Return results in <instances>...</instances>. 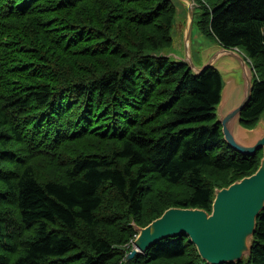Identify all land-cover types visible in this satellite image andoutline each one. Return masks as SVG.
<instances>
[{
  "label": "trees",
  "instance_id": "16d2710c",
  "mask_svg": "<svg viewBox=\"0 0 264 264\" xmlns=\"http://www.w3.org/2000/svg\"><path fill=\"white\" fill-rule=\"evenodd\" d=\"M194 2L192 49L208 47L193 45L199 33L252 67L241 112L252 128L264 112V0ZM175 12L173 0H0V264H148L188 252L189 264H208L187 235L128 261L119 248L136 235L123 215L145 226L168 206L144 213L152 179L186 181L190 195L173 206L210 210L204 170L249 175L262 156L235 152L214 123L220 73L195 75L165 54ZM237 264H264V210Z\"/></svg>",
  "mask_w": 264,
  "mask_h": 264
},
{
  "label": "water",
  "instance_id": "95a60500",
  "mask_svg": "<svg viewBox=\"0 0 264 264\" xmlns=\"http://www.w3.org/2000/svg\"><path fill=\"white\" fill-rule=\"evenodd\" d=\"M173 1L176 4L175 26L179 3ZM179 1L182 3L180 26L183 54L172 49L165 54H180L195 75H200L207 68H214L220 73L222 88L215 106L214 123L220 125L225 143L235 152L253 156L261 150L262 156L251 174L237 178L226 186L213 187L210 210L194 206H170L145 226L137 225L131 218L130 224L136 234L133 239L135 248L126 259L130 260L137 252L146 251L160 240L187 235L199 256L208 264H237L248 260L251 255L257 218L264 210V123L260 117L252 128L241 124V112L251 99L254 72L237 49L214 44L212 49L207 50L211 45L193 50L191 34L195 2ZM172 33L173 28V40ZM226 60L235 62L229 72L220 68L225 66ZM235 69H238L237 73Z\"/></svg>",
  "mask_w": 264,
  "mask_h": 264
},
{
  "label": "rangeland",
  "instance_id": "374dc122",
  "mask_svg": "<svg viewBox=\"0 0 264 264\" xmlns=\"http://www.w3.org/2000/svg\"><path fill=\"white\" fill-rule=\"evenodd\" d=\"M178 5V11H177V17H176V25H173V42L172 45L168 48H165V52H168L172 49V51H176L178 53L183 54V46H182V37H181V26L182 25V12L180 10L181 8V3ZM176 5V4H175ZM184 11V9H182ZM193 45L197 47H204L206 45L211 46L208 49H212L215 46L211 44V42L207 39H205L203 36H201L199 33H196L195 37L193 38ZM216 45V44H215ZM228 58V57H226ZM227 64V65H226ZM225 66H221L220 68L222 71L229 72L230 68L235 65L234 61L226 60L224 63ZM224 72V73H225ZM235 73L238 72V69H235ZM226 74V73H225ZM230 73H227L229 75ZM262 117V123H264V112L259 116V118ZM258 118V119H259ZM261 151V150H259ZM257 152L255 156L260 157L261 153ZM54 177H59L62 176V174H59L58 171H54L50 169ZM205 174L210 180V185L213 186H224L232 182L234 179L242 177L244 173H239V172H233L229 170H214L211 168L210 169H205ZM150 183V182H149ZM189 184L186 181H181L180 183L176 185H169L165 181L161 179H152L151 180V187L150 190L151 192L145 199V205H144V213H146L153 205V208L149 210L146 215L148 216V213H150L154 208L158 207L157 203L160 201L162 203L168 204L167 207L175 205L174 201L176 199H181L183 197H187L190 195L191 190L190 187L188 186ZM166 207V208H167ZM161 208V207H160ZM124 220H129L131 219L128 218V215H123ZM144 224H148L150 222L149 218L144 217ZM126 234V233H125ZM133 239L134 235L129 237V239L124 242L122 245L119 246L124 252V260L127 261V256L128 254L132 253L133 248H135L133 244ZM193 258V253L188 252L186 257L184 258H176V259H167V260H159L153 263H148V264H189V260ZM146 264V263H145Z\"/></svg>",
  "mask_w": 264,
  "mask_h": 264
},
{
  "label": "bare ground",
  "instance_id": "6f19581e",
  "mask_svg": "<svg viewBox=\"0 0 264 264\" xmlns=\"http://www.w3.org/2000/svg\"><path fill=\"white\" fill-rule=\"evenodd\" d=\"M179 2L181 3V1H179ZM196 3H197V2H196ZM196 3H195V4H196ZM181 5H182V3H181Z\"/></svg>",
  "mask_w": 264,
  "mask_h": 264
}]
</instances>
